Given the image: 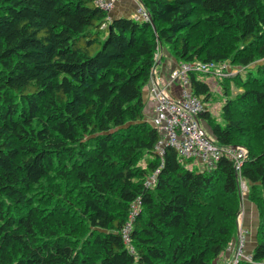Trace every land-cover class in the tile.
<instances>
[{"label": "trees", "instance_id": "trees-1", "mask_svg": "<svg viewBox=\"0 0 264 264\" xmlns=\"http://www.w3.org/2000/svg\"><path fill=\"white\" fill-rule=\"evenodd\" d=\"M138 1L148 19L94 0H0V264H215L232 242V161L195 170L155 150L142 91L162 47L228 65L220 119L205 74L189 88L207 135L247 150L258 222L236 264H264V0Z\"/></svg>", "mask_w": 264, "mask_h": 264}, {"label": "built area", "instance_id": "built-area-1", "mask_svg": "<svg viewBox=\"0 0 264 264\" xmlns=\"http://www.w3.org/2000/svg\"><path fill=\"white\" fill-rule=\"evenodd\" d=\"M95 4L105 11H110L114 0H94ZM134 18L148 19V14L141 7ZM158 51L154 55L155 63L158 60ZM154 67L147 83L149 99L153 104V114L150 118L152 125L159 134L155 150L162 154L165 146L175 149L178 157L188 161V166L202 165L211 168L221 156H226L233 163L237 178L238 192L246 193L248 186L240 174L242 161L247 153L244 147L237 145L222 146L214 142L203 128L199 114L205 105L189 88V73L192 71L203 73L211 78H219L225 74L228 65L225 62L215 61H178L177 65L167 75L166 84H161L154 76ZM209 81V80H208ZM176 85L177 94L170 92V86ZM157 172V170L155 171ZM154 175H151L146 184L151 185ZM136 206H133L132 214ZM130 222L123 228V238L128 241ZM244 237L239 233L235 253L229 264H236L239 258L250 260V255L243 253Z\"/></svg>", "mask_w": 264, "mask_h": 264}, {"label": "crops", "instance_id": "crops-1", "mask_svg": "<svg viewBox=\"0 0 264 264\" xmlns=\"http://www.w3.org/2000/svg\"><path fill=\"white\" fill-rule=\"evenodd\" d=\"M140 7L138 0H114L113 7L109 11L110 17H135L138 8ZM158 60L155 63L154 67V76L158 79L161 84H166L167 75L171 69H173L178 61L175 60L170 53L166 50V48L162 47L158 51ZM178 86L172 85L170 86V92L174 95L177 94ZM148 89V87H147ZM146 89V90H147ZM149 91H147L148 95V106H146L145 111L147 117L150 119L153 114V104L149 99ZM148 113V114H147ZM258 222L257 209L255 204L247 199L241 201L239 206V213L237 216V231L234 239L230 243L229 247H227L221 255L215 260V264H229L233 259L236 247V240L241 233L245 240V245L243 249V253L245 255H250V251L255 243V232ZM234 247V248H233Z\"/></svg>", "mask_w": 264, "mask_h": 264}, {"label": "rangeland", "instance_id": "rangeland-1", "mask_svg": "<svg viewBox=\"0 0 264 264\" xmlns=\"http://www.w3.org/2000/svg\"><path fill=\"white\" fill-rule=\"evenodd\" d=\"M248 69H253V67H249V68H247L246 69V71L248 70ZM245 72V71H244ZM242 73V74H245V73ZM205 79H207V80H209V83H210V85H211V87H212V96H211V98H210V100L208 101V108L210 109V111H211V113H212V115L215 117V118H219L220 119V114H219V112H220V106H221V104H222V102H223V100H224V98H225V96H224V94L221 92V89H220V86L218 85V83L216 82L217 81V78L216 77H214V78H211V77H208L207 75H204L203 76ZM215 86V87H214ZM147 89V86H146V88L145 89H143V97H144V99H145V101H146V106H148V95H147V91H148V89ZM235 88H234V86H232L231 88H230V91L232 92L233 90H234ZM201 99V98H200ZM146 109V108H145ZM148 114V113H147ZM202 126H203V128L205 129V131L208 133V130L206 129V127L204 126V124H202ZM242 147V146H241ZM247 154V153H246ZM194 167V169L195 170H202L203 169V166L202 165H194L193 166ZM247 193H248V191L246 192V193H240V192H238V194H239V206H240V204H241V201H243L244 199H245V197L248 199V196H247ZM236 242H237V240H236ZM230 245V244H229ZM229 245H228V247H229ZM244 245H245V240H244ZM243 249H244V247H243Z\"/></svg>", "mask_w": 264, "mask_h": 264}, {"label": "bare ground", "instance_id": "bare-ground-1", "mask_svg": "<svg viewBox=\"0 0 264 264\" xmlns=\"http://www.w3.org/2000/svg\"><path fill=\"white\" fill-rule=\"evenodd\" d=\"M193 60H194V58H193ZM215 87V86H214ZM221 118V117H220ZM221 122V121H220ZM234 248V247H233Z\"/></svg>", "mask_w": 264, "mask_h": 264}]
</instances>
